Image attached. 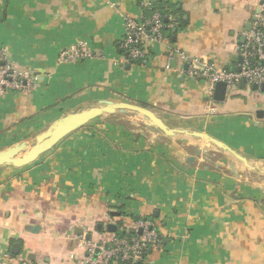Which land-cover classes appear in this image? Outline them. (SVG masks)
Instances as JSON below:
<instances>
[{"label":"crops","instance_id":"1","mask_svg":"<svg viewBox=\"0 0 264 264\" xmlns=\"http://www.w3.org/2000/svg\"><path fill=\"white\" fill-rule=\"evenodd\" d=\"M160 3L168 14L163 39L141 43L142 63L130 60L121 49L124 18L162 14ZM259 3L0 0V51L37 78L33 91L0 94V151L28 144L65 114L113 100L207 134L252 166L203 140L165 137L134 114L102 116L31 164L0 167V264H89V244L139 236L142 222L159 245L140 264H264V93L238 85L223 102L208 100L207 84L168 60L176 48L237 71L236 46ZM82 42L93 58L58 63Z\"/></svg>","mask_w":264,"mask_h":264},{"label":"built area","instance_id":"2","mask_svg":"<svg viewBox=\"0 0 264 264\" xmlns=\"http://www.w3.org/2000/svg\"><path fill=\"white\" fill-rule=\"evenodd\" d=\"M162 16L153 13L149 17H140L139 21L130 17L124 18L121 49L132 61L144 58L141 43L160 42L163 39V29L166 28ZM243 42L236 46V53L240 58L237 71H227L213 64L192 58L186 52L172 48L168 53V60H177L186 66L184 73L194 81H204L207 84L208 100H211L215 85L218 82L226 84L231 90L244 81L245 87L257 86L260 91L264 85V0H260L249 31L243 35ZM94 54L88 44L82 42L63 50L58 56L59 64L75 63L88 60ZM37 85V78L27 71H17L7 60L4 51H0V94L5 92L27 93L33 91ZM214 111L213 108L210 109ZM143 233L139 236L114 237L108 242L94 246L89 244V264H111L113 262H129L131 264L142 260L146 251L159 245V238L151 229L149 222L139 224ZM107 245V247H106ZM98 250L95 254L94 250ZM95 256V257H94ZM5 264V263H3ZM16 264H31L25 260H18Z\"/></svg>","mask_w":264,"mask_h":264},{"label":"water","instance_id":"3","mask_svg":"<svg viewBox=\"0 0 264 264\" xmlns=\"http://www.w3.org/2000/svg\"><path fill=\"white\" fill-rule=\"evenodd\" d=\"M239 85L241 88H244V81H241ZM251 89L252 91L258 90L255 85H253ZM260 90L264 93V85L261 86ZM226 92V84L218 82L214 88L213 99L216 102H223L226 97ZM118 113L134 114L135 116L141 118L149 129L154 130L155 132L168 138L176 139L180 136L186 135L203 140L222 152V154L230 161L239 162L249 169L252 168L250 162L244 156L207 134L170 128L151 109L129 102H118L113 100H100L83 107L81 110L65 114L54 121L43 132L38 134L35 137V142L31 146H29L26 142H21L5 150H1L0 167L5 165H11L16 168L27 166L44 153L53 149L73 132L85 127L92 121L102 116L114 115ZM108 231L112 233L116 232V228L109 227Z\"/></svg>","mask_w":264,"mask_h":264},{"label":"trees","instance_id":"4","mask_svg":"<svg viewBox=\"0 0 264 264\" xmlns=\"http://www.w3.org/2000/svg\"><path fill=\"white\" fill-rule=\"evenodd\" d=\"M160 5H162L161 3L157 6V7H155V9H158L160 12H162V14H161V16H162V18H163V21H164V23L167 25L168 23H167V21H168V14H166V13H163V11H162V8L160 7ZM164 14V15H163ZM142 60L143 59H141V60H137V61H135V62H137V63H142ZM123 237V236H128V235H125V234H122V233H120V234H118L117 235V237ZM148 253V251H146V254ZM146 256V255H145ZM145 256L142 258V260H140V261H138V262H135V263H133V264H140L142 261H143V259L145 258ZM121 264H131V263H129V262H120Z\"/></svg>","mask_w":264,"mask_h":264},{"label":"rangeland","instance_id":"5","mask_svg":"<svg viewBox=\"0 0 264 264\" xmlns=\"http://www.w3.org/2000/svg\"><path fill=\"white\" fill-rule=\"evenodd\" d=\"M245 91L248 92V91H251L252 94H257V92L259 91H252L251 87L248 88L247 86L245 87ZM26 141H28V145L31 146L34 142H35V138H31V139H27Z\"/></svg>","mask_w":264,"mask_h":264}]
</instances>
